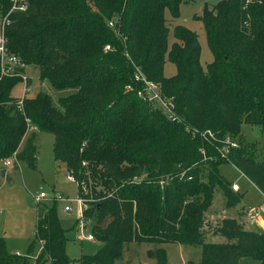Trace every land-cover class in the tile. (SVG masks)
I'll return each instance as SVG.
<instances>
[{
	"label": "trees",
	"instance_id": "trees-1",
	"mask_svg": "<svg viewBox=\"0 0 264 264\" xmlns=\"http://www.w3.org/2000/svg\"><path fill=\"white\" fill-rule=\"evenodd\" d=\"M190 1L27 0L26 10L9 15L5 54L21 65L0 75V163L32 165L35 131L53 135V158L77 183L81 217L101 242L77 264H113L133 242L153 245L146 249L152 264H166L165 242L198 245L199 264H241L245 257L264 264V231L232 217L210 227L227 242L207 240L202 230L210 226L204 211L215 186L226 208L239 200L220 163L233 164L264 194V161L242 133V124L264 127V0H220L204 9L212 54L205 67L196 32L175 24L168 43L165 11L176 19ZM9 7L10 0H0V19ZM166 60L175 66L170 76L163 74ZM28 65L60 92L56 102L40 91L18 104L11 90ZM135 72L172 96L178 120L142 99L145 84ZM185 125L216 139L192 135ZM227 137L237 145L222 155ZM34 234L41 247L35 264L68 263L54 204L36 219ZM0 264H27L6 251L1 236Z\"/></svg>",
	"mask_w": 264,
	"mask_h": 264
},
{
	"label": "rangeland",
	"instance_id": "rangeland-1",
	"mask_svg": "<svg viewBox=\"0 0 264 264\" xmlns=\"http://www.w3.org/2000/svg\"><path fill=\"white\" fill-rule=\"evenodd\" d=\"M220 0H191L181 3L179 16L174 19L165 11L167 25L170 27L168 43L173 39L171 29L175 24H181L196 32L200 45V64L205 67L211 61L212 54L206 43L201 16L205 8L211 9ZM24 73L30 78L28 97H33L38 92L50 94L56 102L60 92L53 89L46 80L40 81L38 69L33 65L25 66ZM175 72L172 62L166 60L163 65V74L170 76ZM28 78V80H29ZM23 81L17 82L11 92L19 97L22 94ZM30 132V131H29ZM26 133L28 137L30 133ZM242 133L245 140L256 143V157L264 161V127L242 124ZM25 139V138H24ZM53 135L49 132L35 131L33 142L36 145V157L30 165L24 160L10 158L11 163H0V171L5 170V175L0 174V236L3 237L6 251L26 257L27 264H35L41 253L39 241L34 234L35 222L50 204H54L61 227L64 229V249L67 262L77 264L82 254H94L101 246L97 239L86 237L90 232L87 222L84 227H79L78 221L82 219L80 212L83 205L77 200L78 186L74 180L67 178V171L63 164L53 158ZM26 142V139L22 142ZM4 161V160H3ZM204 173L206 172L203 169ZM219 172L226 181L236 184L239 200L235 207H225V195L215 186L209 207L204 211L206 220L216 225L222 219L232 217L239 220L247 229L264 231V226L247 219L244 214L249 208L259 207L264 217V197L261 191L243 175L233 164L222 162ZM7 175V177H6ZM43 191L46 196L37 200L36 193ZM56 196L66 197L68 200L55 199ZM65 205L70 209L66 210ZM202 227L204 237L215 242H227L229 239L220 233H214L210 227ZM124 245L121 257L114 260L113 264H152L154 258L146 255V249L153 247L151 243L135 242ZM166 264H199L200 247L198 245L165 242ZM241 264H259L257 259L245 257Z\"/></svg>",
	"mask_w": 264,
	"mask_h": 264
},
{
	"label": "built area",
	"instance_id": "built-area-1",
	"mask_svg": "<svg viewBox=\"0 0 264 264\" xmlns=\"http://www.w3.org/2000/svg\"><path fill=\"white\" fill-rule=\"evenodd\" d=\"M250 1V0H247ZM27 7V0H10V7L7 10V12L1 17L0 19V63H1V74L0 75H11L15 72V66L21 65V63L18 62L17 58L14 55H7L5 54V36H4V28L6 25L10 23V17L9 15L12 12H20L26 10ZM109 25L112 24L111 21L108 22ZM109 46L105 45L104 49H108ZM22 78H23V88H22V94L18 99V104L21 105L22 102V97L25 95V92L28 90L27 84H26V75L22 73ZM134 78L139 80L142 79L144 81L145 87L144 91H139V95L142 97V99L154 104L158 108H160L164 114L171 118L172 120H178V115L175 112V105L172 99V96H166L161 94L159 90V86L157 83L153 81L146 80L143 75H140L139 72L134 73ZM185 129L188 130L192 135L195 134H200L203 137L212 136L214 139H216L212 132L208 129L205 130H198L197 128H189V126L185 125ZM222 146L219 148L220 153L223 155L225 152H227L231 147H234L237 145L236 140L231 139V138H225L222 140ZM200 151L202 152L203 156H205V151L204 148H200ZM5 164H10V158H7L3 161ZM67 178L72 180V177L70 175H67ZM167 178H161L160 183L162 184L165 182ZM233 190H237L238 187L236 184L231 185ZM46 194L43 191H39L36 193L35 198L39 200L42 197H45ZM55 199H62L64 201H67L68 199L66 197H61V196H56ZM77 200L83 205L82 199L78 196ZM64 208L66 210L70 209L69 205H65ZM83 209V208H82ZM80 212V217H81ZM260 214V208L259 207H254V208H249L246 212L245 215L248 220H256L259 217ZM79 227H84L86 224V221L84 219H80L78 221ZM86 237L93 239L92 235L90 232L86 233ZM65 264H70V263H65Z\"/></svg>",
	"mask_w": 264,
	"mask_h": 264
},
{
	"label": "crops",
	"instance_id": "crops-1",
	"mask_svg": "<svg viewBox=\"0 0 264 264\" xmlns=\"http://www.w3.org/2000/svg\"><path fill=\"white\" fill-rule=\"evenodd\" d=\"M238 190V189H237ZM262 197H264V194H262ZM261 208H264V207H262L261 206ZM245 214V213H244ZM205 220H206V218H205ZM250 221H252V222H254V223H258L259 225H261V226H264V217H262V215H261V213L259 214V217L256 219V220H250ZM211 224V223H210ZM212 226H213V224H211ZM245 228V227H244ZM253 230V229H252Z\"/></svg>",
	"mask_w": 264,
	"mask_h": 264
}]
</instances>
